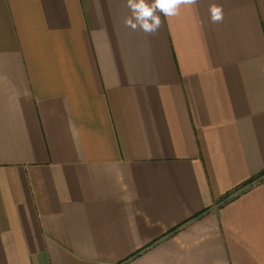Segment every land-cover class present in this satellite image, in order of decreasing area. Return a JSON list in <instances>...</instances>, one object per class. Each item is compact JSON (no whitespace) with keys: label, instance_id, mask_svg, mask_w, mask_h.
Listing matches in <instances>:
<instances>
[{"label":"crops","instance_id":"obj_1","mask_svg":"<svg viewBox=\"0 0 264 264\" xmlns=\"http://www.w3.org/2000/svg\"><path fill=\"white\" fill-rule=\"evenodd\" d=\"M157 14L0 0V264H264V0Z\"/></svg>","mask_w":264,"mask_h":264},{"label":"clouds","instance_id":"obj_2","mask_svg":"<svg viewBox=\"0 0 264 264\" xmlns=\"http://www.w3.org/2000/svg\"><path fill=\"white\" fill-rule=\"evenodd\" d=\"M197 0H127V7L131 15L124 20L126 27L133 31L142 30L144 33L153 35L158 33L163 21L160 15L172 17L178 14L181 5H194ZM210 20L218 23L223 20V7L218 4L209 5Z\"/></svg>","mask_w":264,"mask_h":264}]
</instances>
